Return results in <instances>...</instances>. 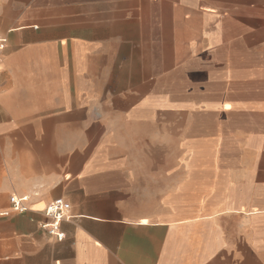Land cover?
I'll use <instances>...</instances> for the list:
<instances>
[{"label":"crops","instance_id":"1","mask_svg":"<svg viewBox=\"0 0 264 264\" xmlns=\"http://www.w3.org/2000/svg\"><path fill=\"white\" fill-rule=\"evenodd\" d=\"M0 39V264H264V0H0Z\"/></svg>","mask_w":264,"mask_h":264},{"label":"built area","instance_id":"2","mask_svg":"<svg viewBox=\"0 0 264 264\" xmlns=\"http://www.w3.org/2000/svg\"><path fill=\"white\" fill-rule=\"evenodd\" d=\"M6 41L0 39V59L5 51ZM30 202L29 196L24 197H12L10 199L11 209L14 212L23 214L28 210V203ZM70 205L62 200L54 201L46 207L45 214L48 218L51 219L49 224L42 226L43 229L47 230L50 236L56 237L58 240L62 241L65 238V235L61 232L60 227L61 223L64 220L69 219L70 215Z\"/></svg>","mask_w":264,"mask_h":264}]
</instances>
